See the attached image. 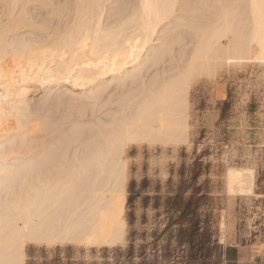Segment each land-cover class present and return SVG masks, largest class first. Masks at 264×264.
<instances>
[{
	"label": "bare ground",
	"instance_id": "obj_1",
	"mask_svg": "<svg viewBox=\"0 0 264 264\" xmlns=\"http://www.w3.org/2000/svg\"><path fill=\"white\" fill-rule=\"evenodd\" d=\"M183 25L203 29L189 71L264 56V0H0V264H25L27 241H121L131 145L189 135L179 68L154 50ZM237 179L252 194V173Z\"/></svg>",
	"mask_w": 264,
	"mask_h": 264
},
{
	"label": "rangeland",
	"instance_id": "obj_2",
	"mask_svg": "<svg viewBox=\"0 0 264 264\" xmlns=\"http://www.w3.org/2000/svg\"><path fill=\"white\" fill-rule=\"evenodd\" d=\"M180 27L166 37L159 34L167 44L160 46L161 40H156L153 48L166 47L162 60L167 63L160 61V66L182 69L177 70L178 84L188 91L189 135L178 146L131 145L124 156L121 241L114 247L27 241L25 264H218L230 237L264 248L263 53L255 49V54L241 59L212 58L207 67L189 71L185 65L203 29L195 36L192 27ZM151 50L145 55L154 53ZM171 71L168 75L176 74ZM146 77L143 82L150 78ZM127 89L123 102L131 96ZM42 94L35 96L36 105ZM231 170L252 173V194L245 192L240 179L229 188Z\"/></svg>",
	"mask_w": 264,
	"mask_h": 264
},
{
	"label": "crops",
	"instance_id": "obj_3",
	"mask_svg": "<svg viewBox=\"0 0 264 264\" xmlns=\"http://www.w3.org/2000/svg\"><path fill=\"white\" fill-rule=\"evenodd\" d=\"M218 264H264V248L256 242H238L236 238H227L222 260Z\"/></svg>",
	"mask_w": 264,
	"mask_h": 264
}]
</instances>
